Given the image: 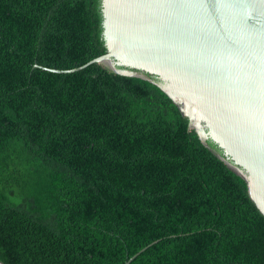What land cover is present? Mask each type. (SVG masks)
I'll return each mask as SVG.
<instances>
[{
	"label": "trees",
	"instance_id": "trees-1",
	"mask_svg": "<svg viewBox=\"0 0 264 264\" xmlns=\"http://www.w3.org/2000/svg\"><path fill=\"white\" fill-rule=\"evenodd\" d=\"M106 54L102 0H0V262L264 264L247 182L160 87L46 70Z\"/></svg>",
	"mask_w": 264,
	"mask_h": 264
},
{
	"label": "water",
	"instance_id": "water-1",
	"mask_svg": "<svg viewBox=\"0 0 264 264\" xmlns=\"http://www.w3.org/2000/svg\"><path fill=\"white\" fill-rule=\"evenodd\" d=\"M102 15L106 55L46 70L100 64L157 85L264 215V0H102Z\"/></svg>",
	"mask_w": 264,
	"mask_h": 264
}]
</instances>
